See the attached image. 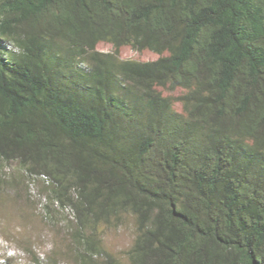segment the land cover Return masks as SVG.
Returning a JSON list of instances; mask_svg holds the SVG:
<instances>
[{
    "label": "trees",
    "instance_id": "trees-1",
    "mask_svg": "<svg viewBox=\"0 0 264 264\" xmlns=\"http://www.w3.org/2000/svg\"><path fill=\"white\" fill-rule=\"evenodd\" d=\"M0 40V199L39 182L74 264L126 216L129 264H264V0H0Z\"/></svg>",
    "mask_w": 264,
    "mask_h": 264
},
{
    "label": "rangeland",
    "instance_id": "rangeland-1",
    "mask_svg": "<svg viewBox=\"0 0 264 264\" xmlns=\"http://www.w3.org/2000/svg\"><path fill=\"white\" fill-rule=\"evenodd\" d=\"M2 43L4 42L0 40V45ZM97 47L102 51L111 49L110 44L103 42ZM120 55L124 59L140 60L156 57L151 51L138 52L128 46L120 49ZM166 93L175 96L178 92L168 90ZM177 108L180 109L178 105ZM15 182L16 185L8 189L0 199V264H5L3 256L14 258V264H33L30 262L31 254L25 251V246L38 253L43 261L55 248L62 264H74L68 256L69 236L64 227V218L68 215L55 214L51 221L45 218L42 214L44 191L41 184ZM99 235L106 252L122 264H129L126 251L134 237V223L130 216H126L121 224L103 225ZM98 262L107 264L106 256H98Z\"/></svg>",
    "mask_w": 264,
    "mask_h": 264
}]
</instances>
